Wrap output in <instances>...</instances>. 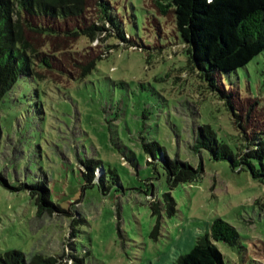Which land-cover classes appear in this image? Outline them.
Here are the masks:
<instances>
[{
  "label": "rangeland",
  "instance_id": "374dc122",
  "mask_svg": "<svg viewBox=\"0 0 264 264\" xmlns=\"http://www.w3.org/2000/svg\"><path fill=\"white\" fill-rule=\"evenodd\" d=\"M98 1L86 0L83 17L60 22L61 33L28 34L54 67L43 78L21 77L3 100L0 171L14 186L47 182L65 212L39 216L28 190L0 182V254L42 252L62 256L59 264H72L73 254L86 264H174L222 217L245 246L221 244L227 264H264V212L255 203L264 199V183L192 148L197 122H220L229 142L236 133L231 122L264 129V53L224 75L227 91L238 97L241 117H234L200 70L187 68L173 12L159 14L156 0H110L142 50L124 45L106 20L110 31L93 40L65 32L101 24ZM99 57L94 74L75 79ZM144 141L203 171L171 187L162 163L148 162ZM90 158L103 163V184L85 181L82 160ZM167 192L177 202L172 217L163 210ZM153 201L163 210L154 235Z\"/></svg>",
  "mask_w": 264,
  "mask_h": 264
},
{
  "label": "trees",
  "instance_id": "16d2710c",
  "mask_svg": "<svg viewBox=\"0 0 264 264\" xmlns=\"http://www.w3.org/2000/svg\"><path fill=\"white\" fill-rule=\"evenodd\" d=\"M98 3L101 24L93 23L83 28L76 26L65 32L81 36L84 40H93L100 33L110 31L106 20L112 24L115 35L124 45L130 44L142 50L143 46L126 31L124 21L116 15L110 0H99ZM155 6L161 15L173 12L177 40L185 45L187 68L194 73L199 69V75L206 77L210 88L226 100L234 117L240 118L237 94L227 91L223 78L264 53V0H156ZM86 10V0H0V153L4 135L3 100L21 77L43 78V72L54 67L53 56L39 47L28 34L35 32L46 36L61 33L60 22L81 18ZM101 60L103 58L99 57L84 65L80 76L75 79L83 81L94 74ZM231 123L236 130L230 136L233 143L224 138L220 122H197L193 150L197 153L206 150L214 160H228L233 169L248 171L254 179L264 183V129L250 131L243 122ZM143 146L149 155V163H162L171 187L193 182L203 171L202 166L196 168L179 157H170L157 141H144ZM82 161L85 167L82 174L87 184H103L106 177L103 163L95 158ZM0 182L15 191L28 190L39 216L65 212L62 205L54 201L47 182L20 181L14 186L2 171ZM160 203H151L153 215L158 216L153 235L160 230L163 210L169 217L178 212L171 192L164 194L163 210ZM255 203L264 212V199L259 198ZM241 240L238 228L218 217L174 264H227L220 245L244 251ZM59 257L62 256L42 252L27 255L22 250L11 249L0 254V264H59ZM72 258V264H86L85 258L77 254H73Z\"/></svg>",
  "mask_w": 264,
  "mask_h": 264
},
{
  "label": "crops",
  "instance_id": "0c3cea01",
  "mask_svg": "<svg viewBox=\"0 0 264 264\" xmlns=\"http://www.w3.org/2000/svg\"><path fill=\"white\" fill-rule=\"evenodd\" d=\"M190 249H191V248H190ZM190 249H189V250H190Z\"/></svg>",
  "mask_w": 264,
  "mask_h": 264
}]
</instances>
